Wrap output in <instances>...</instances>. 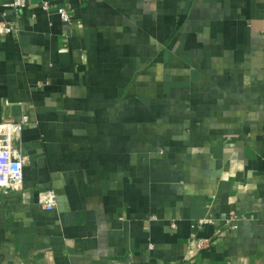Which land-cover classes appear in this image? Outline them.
I'll return each instance as SVG.
<instances>
[{
	"label": "crops",
	"instance_id": "crops-1",
	"mask_svg": "<svg viewBox=\"0 0 264 264\" xmlns=\"http://www.w3.org/2000/svg\"><path fill=\"white\" fill-rule=\"evenodd\" d=\"M11 1L0 264H264V0Z\"/></svg>",
	"mask_w": 264,
	"mask_h": 264
},
{
	"label": "built area",
	"instance_id": "built-area-1",
	"mask_svg": "<svg viewBox=\"0 0 264 264\" xmlns=\"http://www.w3.org/2000/svg\"><path fill=\"white\" fill-rule=\"evenodd\" d=\"M28 0H12L8 7L19 13L26 7ZM53 5L49 1L42 3V8L46 11L51 10ZM57 12L65 23H70L72 17L67 8L63 6L57 7ZM17 31L13 23L0 22V35H10ZM30 121L28 114H23L19 120L14 118L5 119L0 122V190L8 192L12 188L19 185L23 180V166L25 162L24 156L14 147V140L23 130L25 125ZM39 200L46 210H52L56 205V193L54 190L40 192ZM211 218L206 217L200 221V225L211 223ZM237 221L236 216H231L228 223L234 227ZM207 244V240L201 239L199 247L203 248Z\"/></svg>",
	"mask_w": 264,
	"mask_h": 264
}]
</instances>
